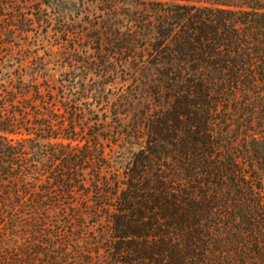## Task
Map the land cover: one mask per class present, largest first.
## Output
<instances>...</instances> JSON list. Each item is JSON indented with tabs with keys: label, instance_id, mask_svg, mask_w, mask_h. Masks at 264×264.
<instances>
[{
	"label": "trees",
	"instance_id": "trees-1",
	"mask_svg": "<svg viewBox=\"0 0 264 264\" xmlns=\"http://www.w3.org/2000/svg\"><path fill=\"white\" fill-rule=\"evenodd\" d=\"M124 16L116 45L147 47L130 72L158 105L126 130L121 171L48 85H0V264H264V0Z\"/></svg>",
	"mask_w": 264,
	"mask_h": 264
},
{
	"label": "rangeland",
	"instance_id": "rangeland-1",
	"mask_svg": "<svg viewBox=\"0 0 264 264\" xmlns=\"http://www.w3.org/2000/svg\"><path fill=\"white\" fill-rule=\"evenodd\" d=\"M146 1L0 0V85L52 88L57 113H64L61 102L71 103L77 131L84 129L85 141L103 151L112 170L126 163L120 159L126 130L136 126L142 137L141 113L158 105L148 91L155 86L150 72L147 78L130 72L134 59L150 61L147 47L140 43L126 54L116 45L117 32L128 26L124 14ZM254 171L264 191V168L254 165Z\"/></svg>",
	"mask_w": 264,
	"mask_h": 264
}]
</instances>
